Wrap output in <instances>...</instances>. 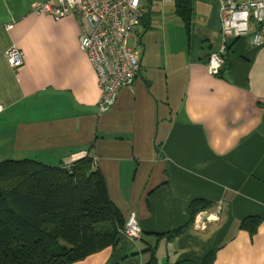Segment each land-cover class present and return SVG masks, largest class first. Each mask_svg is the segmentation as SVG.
Instances as JSON below:
<instances>
[{"label":"crops","instance_id":"crops-1","mask_svg":"<svg viewBox=\"0 0 264 264\" xmlns=\"http://www.w3.org/2000/svg\"><path fill=\"white\" fill-rule=\"evenodd\" d=\"M40 1L0 0V162L60 165L87 151L111 199L126 220L134 212L141 228L138 239L123 237L73 264H146L149 247L156 264H201L211 250L210 264H264V218L253 234L241 227L248 216H264V43L252 42L261 26L229 40L219 76L206 67L222 45L217 0H191L188 25L177 0L172 16L180 21L158 29L150 12L131 36L141 44L139 76L98 114V76L79 44L81 18L37 14ZM171 25L186 30L179 45ZM12 45L23 52L18 68L7 61ZM196 198L211 204L200 210L211 215L207 227L195 228L194 217L171 238Z\"/></svg>","mask_w":264,"mask_h":264},{"label":"trees","instance_id":"trees-1","mask_svg":"<svg viewBox=\"0 0 264 264\" xmlns=\"http://www.w3.org/2000/svg\"><path fill=\"white\" fill-rule=\"evenodd\" d=\"M177 11L188 25L191 0H177ZM209 205L205 199L191 200L188 223L170 230V237L185 232ZM263 218L248 216L241 227L253 234ZM126 221L89 152L71 164L28 158L0 162V264H73L115 246L126 237ZM147 249L152 253L146 264H156L155 248ZM214 251L201 264H210ZM175 264L195 263L184 259Z\"/></svg>","mask_w":264,"mask_h":264},{"label":"built area","instance_id":"built-area-1","mask_svg":"<svg viewBox=\"0 0 264 264\" xmlns=\"http://www.w3.org/2000/svg\"><path fill=\"white\" fill-rule=\"evenodd\" d=\"M152 1L42 0L33 6L35 13L46 14L56 20L69 14H77L81 18L79 44L98 76V114L108 112L115 104L120 89L131 85L139 76L141 55L128 42L145 15L150 14ZM161 1L167 4L174 0ZM217 1L221 14L222 45L211 52L206 62L207 70L212 75H219L223 69L230 39L247 35L250 28L257 25L261 28L252 42L256 45L264 43V0ZM7 61L13 68L22 66V50L12 45L7 51ZM87 154V151L74 154L67 160V164ZM210 216L205 211L197 213L195 228L204 230L211 220ZM140 232L137 217L132 212L123 233L127 238L135 240L140 237Z\"/></svg>","mask_w":264,"mask_h":264},{"label":"rangeland","instance_id":"rangeland-1","mask_svg":"<svg viewBox=\"0 0 264 264\" xmlns=\"http://www.w3.org/2000/svg\"><path fill=\"white\" fill-rule=\"evenodd\" d=\"M173 9L174 6L172 3H167L164 4L162 3L161 0H158L157 2L152 3L151 6V16H152V20H154V18H157V22L153 23L155 28L161 29L162 24H164L165 22L168 21H172L173 19H176L178 21H180V19L172 16L173 15ZM146 20L148 21L150 14H146L145 15ZM175 25V24H174ZM171 25L172 29L170 30L171 33V38L173 40V42H175L176 44H180L181 40H183L184 37H186V30L185 29H179L176 26ZM135 34V33H134ZM137 37L138 35L135 34ZM129 46L131 48H134L137 51H141V44H135V40L133 38L129 39L128 42Z\"/></svg>","mask_w":264,"mask_h":264}]
</instances>
